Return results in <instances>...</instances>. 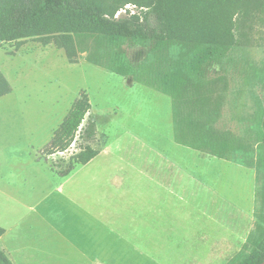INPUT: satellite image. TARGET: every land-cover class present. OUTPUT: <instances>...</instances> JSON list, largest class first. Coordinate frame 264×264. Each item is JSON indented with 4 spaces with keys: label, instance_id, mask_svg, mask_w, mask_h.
I'll use <instances>...</instances> for the list:
<instances>
[{
    "label": "rangeland",
    "instance_id": "374dc122",
    "mask_svg": "<svg viewBox=\"0 0 264 264\" xmlns=\"http://www.w3.org/2000/svg\"><path fill=\"white\" fill-rule=\"evenodd\" d=\"M248 24L251 41L207 62L202 86L198 91L188 89L180 108L193 123L209 116L207 124L241 148L227 154L251 162L254 176L250 168L216 158L202 166L206 185L197 198L187 201L186 210L175 206L182 200H175L141 172L142 163H149L159 175L176 174L166 157L176 158L182 167L192 165V149L173 139L169 96L136 82L128 86L124 77L87 61V52L94 47L91 38L77 39V63H69L62 49L32 38L0 44V70L12 87L0 99V171L8 164L6 157H26L20 149L24 144L40 145L46 139L40 138L58 127L80 91L86 92L90 109L103 112L96 115L99 123L112 117L106 115L108 109L123 112L104 130L107 150L86 164H74L63 193L41 203L43 222L21 227L24 237H35L40 256H25L18 263L184 264L189 252L183 244L174 248L170 243L201 235L209 238L194 247L201 251L188 257L186 264H229L256 248L264 236V171L254 168L262 137L264 26L257 18ZM123 49L130 58L133 45L125 44ZM9 124L26 131L13 134L4 127ZM80 141L63 153L41 155L65 164ZM114 169L124 171L117 188L108 182ZM171 205L175 207L168 210ZM157 213L162 214L159 220ZM143 219L146 223L136 226ZM157 221L165 224L159 231L152 228ZM179 221L180 230L189 232L170 234L169 224ZM137 231L144 237L135 240ZM86 238L91 243L99 240L88 253Z\"/></svg>",
    "mask_w": 264,
    "mask_h": 264
},
{
    "label": "trees",
    "instance_id": "16d2710c",
    "mask_svg": "<svg viewBox=\"0 0 264 264\" xmlns=\"http://www.w3.org/2000/svg\"><path fill=\"white\" fill-rule=\"evenodd\" d=\"M128 3L143 8L141 19L137 15L118 20L106 17ZM253 18L264 26V0H0V44L32 38L43 46L62 49L69 63H77V39L91 38L94 47L87 52V61L170 97L176 143L251 167V162L236 161L232 153L227 154L229 149L235 154L241 148L235 140L220 137L207 124L209 116L193 123L180 107L188 89L198 91L202 86L205 61L251 41L248 22ZM125 44L133 45L130 58L123 49ZM11 90L0 70V97ZM262 103V137L257 141L254 163L257 171H264V70ZM90 108L86 92L80 91L43 149L49 155L65 152L81 140L65 164L51 162L59 176L99 152L102 140ZM3 233L0 227V236ZM263 261L264 236L256 248L229 264ZM0 264H11L1 248Z\"/></svg>",
    "mask_w": 264,
    "mask_h": 264
},
{
    "label": "crops",
    "instance_id": "0c3cea01",
    "mask_svg": "<svg viewBox=\"0 0 264 264\" xmlns=\"http://www.w3.org/2000/svg\"><path fill=\"white\" fill-rule=\"evenodd\" d=\"M213 60L214 58L205 62H212ZM124 79L126 81L125 83L128 86H132L135 82L133 80L127 79L126 77H124ZM4 96L0 97V99ZM107 111L108 112L106 115H110L112 117L106 118L104 120L105 123H99L96 117V115L102 114L103 112H96L92 109H90L89 112V115H91L92 118H94L96 121V128L102 140L99 147V152L94 157L107 150L104 130L109 127L110 123L113 120L120 118L123 115L122 110L118 108L108 109ZM4 127L16 135L18 133H24L26 131L25 127L21 125L11 126L9 124L7 127ZM44 135L45 136L40 139H46H43L40 145L35 147L34 145L24 144L22 146L23 148H20L22 149L23 154H25V158L22 159V157L20 156L6 157L8 159V164L5 169L0 171V227L4 229V233L2 234V236H0V248L6 253L7 257L11 261V264H23L18 263L17 259L24 258L25 256H28L31 259H35L40 256L38 255L39 248L35 243V237L32 234L26 235L24 237L20 232L21 227L32 228L36 224L43 222V213L45 212L43 208H41L40 210L41 203L48 199L52 194L63 193L64 186L70 181V177L73 174L74 167L67 175L59 176L51 168V159L49 157L45 158L41 155L44 147L48 144L52 137V132ZM14 149H16V147H14ZM216 158L218 157L208 152L192 149L191 159L193 160V162L191 166L187 165L186 167H182L177 163L179 161L176 158H171L169 160V157H166L168 163H170V165H167L171 169H176V174L167 175L166 177L165 175H159L160 172L158 170H155V168H153L151 164L149 166V163H147L146 165L142 163L141 172H145L151 180L162 185L165 188L164 190H166L168 194H171L175 198V200H182L183 203L178 202V204L175 206H178L180 210H186L185 208L187 201L197 198V195H199V191H201V186L206 185L205 180L207 179V176L204 177L202 166H204L205 164H209ZM227 161L233 162L230 160ZM244 167L250 168L254 176V170L251 167ZM123 173L124 171L122 169H114L111 175L108 176L109 185L117 188L118 185H120L121 180H124ZM78 175H80V173ZM81 175L84 176V174ZM56 177H61L63 180ZM74 189L75 188L72 187V189L70 190V195L72 196L75 195L74 191L76 190ZM81 190L82 194L84 195V187H82ZM184 196L186 197V200L183 199ZM69 198L71 199V196ZM175 206L171 205L168 210L173 209V207ZM151 208H154V206H151ZM157 214L158 220L159 218L161 219L162 214ZM140 223L143 224L146 223V221H144L143 219L141 222H136V226L137 224L140 225ZM179 223L180 221L171 222V224H169L171 226L170 234L171 232H175L174 230L182 233L189 232V230H180ZM133 224L134 222H132L131 227L133 226ZM161 225L165 227L164 222H153L152 228H156L159 231ZM170 234L168 233V238H170ZM215 234L219 233L216 232ZM142 237L144 236L141 235L139 231H137L134 239L137 240ZM207 238H209L208 235H201L198 239L191 241H187L182 238V240H174L175 242H171L170 246L176 248L175 246L183 244L185 249L189 252L188 255L184 258V264H186L188 257H190L191 255L192 257H194L201 251V248L196 250L194 249V247H196L197 244L205 242ZM95 239L98 240V238ZM150 239L151 242H155L153 237H151ZM96 240H93V242L91 243V241L86 238V253H88V251L91 249L90 246H92L94 241ZM145 241L149 242V236H146Z\"/></svg>",
    "mask_w": 264,
    "mask_h": 264
},
{
    "label": "built area",
    "instance_id": "2783aa9c",
    "mask_svg": "<svg viewBox=\"0 0 264 264\" xmlns=\"http://www.w3.org/2000/svg\"><path fill=\"white\" fill-rule=\"evenodd\" d=\"M143 8L137 7L135 4H125L124 6L120 7L117 9L112 16L106 15L107 18L113 19V20H118L122 18H128L132 15H137L141 19V11Z\"/></svg>",
    "mask_w": 264,
    "mask_h": 264
},
{
    "label": "water",
    "instance_id": "95a60500",
    "mask_svg": "<svg viewBox=\"0 0 264 264\" xmlns=\"http://www.w3.org/2000/svg\"><path fill=\"white\" fill-rule=\"evenodd\" d=\"M261 264H264V261Z\"/></svg>",
    "mask_w": 264,
    "mask_h": 264
}]
</instances>
